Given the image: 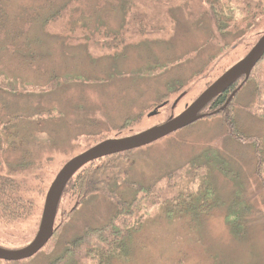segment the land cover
<instances>
[{
    "label": "rangeland",
    "instance_id": "rangeland-1",
    "mask_svg": "<svg viewBox=\"0 0 264 264\" xmlns=\"http://www.w3.org/2000/svg\"><path fill=\"white\" fill-rule=\"evenodd\" d=\"M126 2L0 0L13 29L0 45H15L0 50V125L7 135L12 128L10 142L1 143L0 137V188L15 184L11 202H18V209L8 210L0 193L1 247L18 249L33 239L46 192L68 160L99 141L133 135L179 115L264 32V16L249 21L243 33L220 31L209 6L194 10L182 0H169L164 34L141 35V44L132 46L133 41L108 55L91 43L98 31L90 30L106 25L105 42L108 35L121 36L130 20ZM64 5L89 12L81 23L89 25L90 33L69 37L61 28L43 27L42 20ZM243 90L233 112L251 138L261 135L262 124L241 108L250 100L248 89ZM214 111L206 108L202 112L209 115L192 125L115 160L126 169L127 181L154 188L161 201L149 198L133 207L127 219L131 229L123 238L127 255L105 264H264V188L255 153L248 140L230 139ZM218 157L233 178L221 172ZM109 184L125 199L144 195L128 185ZM205 184L212 188L207 199ZM168 198L180 201L172 205L184 204V213L169 218L176 213L164 202ZM114 212V203L100 193L86 197L64 190L55 218V229L62 227L58 238L53 233L47 245L17 264H48L83 224L106 225Z\"/></svg>",
    "mask_w": 264,
    "mask_h": 264
},
{
    "label": "trees",
    "instance_id": "trees-1",
    "mask_svg": "<svg viewBox=\"0 0 264 264\" xmlns=\"http://www.w3.org/2000/svg\"><path fill=\"white\" fill-rule=\"evenodd\" d=\"M168 1L169 0H127L125 9L128 12V17L130 18V20H128V25L124 28L121 36L113 38L114 36L108 35L106 39L111 38L108 42H105L104 36L110 33L108 31L109 28L104 24H100L98 27L91 30L89 25L85 24L84 26L81 22L88 18L86 13L89 12L87 10L84 12L83 10L78 9V5L72 7H70V5L61 6V8H59L56 12L46 16L42 20V25L44 28L47 27L48 29L61 28L65 32L69 33L68 36L70 33L78 35L88 34L90 33L88 29L90 31H98L94 33L92 32L93 34L90 41L97 47L100 46L101 48L107 49L106 54L110 55V49L119 53L123 45L126 46V44H133V41L135 43L132 46L141 44L139 43L142 39L141 35L164 34L165 32H163V27L166 25L165 6ZM182 1L186 3V6H189L192 9L194 8V10H197L195 6H199V8L209 6L210 8L207 10L211 12V15L216 23V27L220 31L238 33L239 30H242L243 33V31L246 30L245 28L248 27L247 23L249 21L253 20L254 17L264 16V0ZM3 11L4 7L2 3H0V38L13 31L11 28L12 25L7 22ZM73 14L77 18V22L74 24L75 26L71 24V21L73 22ZM193 14V12L190 13V15ZM235 15L240 16V19L235 18ZM18 30L20 32L26 31L25 27H21ZM11 47L14 48L15 45L13 43H7V45L3 44V46L0 45V50L3 48L9 49ZM121 54L122 52L119 56ZM241 82H243V85L236 92L231 101L223 109H220L225 104L229 94ZM242 88L244 90L248 89L250 100L244 106L241 105V108L246 107L248 112L256 116L262 124L261 135H253L251 138H249L250 136L246 135L241 128H239L233 112L234 106H236L234 104V100L237 98L239 95L238 93ZM249 88L251 89L250 92ZM206 108H212L213 110L220 109L214 115L220 116L221 121L228 130L227 132L229 133L230 139L243 142L248 140V142L252 145L255 153L256 167L258 170L256 171V175L264 188V55L255 64L250 75L245 81H243V78H240V80L231 86L228 91H225L214 98ZM13 124L14 123H12V125ZM11 129L9 130L10 133L7 135L6 126H4V124L0 125V137L2 138L1 143H6V141L10 142L8 137L12 133ZM15 140L16 139L14 138V141ZM123 155L124 152L121 154L117 153L104 156L96 160L93 159V161L89 162L79 171L75 172V174L68 181L67 186L64 189L65 192H67V190L69 192H77L80 196L86 197L88 194L91 195L94 193H100L114 203L116 212H114L110 221L106 225L92 227L83 224V228L79 233L73 236L70 235L71 238L69 237L63 240V249H61L56 256L51 258L48 264H90L95 258L98 259V264H105V261L108 258L110 260L112 257H123L127 255L128 245H125L123 238L128 236V231L131 229V227H129L130 222L127 219L133 215V207L142 205V203L146 202L149 198H154L156 201L159 199V201H161V197H159L158 194H154L155 191L152 187H148L146 189L142 187L137 188L134 183L127 181L126 169L121 167V163L119 164V167L114 163L115 160H121L120 158ZM207 158L209 161L212 159L211 157ZM218 161L221 167H219L220 165L217 166L220 169H225V171L221 170V172L227 176L232 175L231 177L233 178L234 173L231 170L227 171V166L224 165V161L220 157H218ZM118 169H120V172H117ZM111 182H114L116 185L122 184L137 188L136 191H142V194L144 195L136 196L135 194L133 198L125 199L117 190L110 187L109 183ZM15 187L16 185L11 183L1 184L0 193L3 201L5 202L4 205L6 209L10 206V209L8 210H11V208L18 209V202H11L17 193V188ZM205 187L208 188L209 186L205 184ZM206 188L203 190V194H205L204 199H207V197H210L212 194V188H208L210 192H206ZM84 201L85 199L82 203ZM164 202L169 203L173 212L176 213V215H173L172 213L169 218L181 215L185 211L183 206L184 204L181 206L172 205L180 203V201L176 198H168ZM238 224H240V222H238ZM231 225H234L233 221H231ZM61 228L59 231L55 229V237L57 236L58 238L59 232L61 233ZM17 263L18 262L15 261H11L10 263L7 262V264Z\"/></svg>",
    "mask_w": 264,
    "mask_h": 264
},
{
    "label": "water",
    "instance_id": "water-1",
    "mask_svg": "<svg viewBox=\"0 0 264 264\" xmlns=\"http://www.w3.org/2000/svg\"><path fill=\"white\" fill-rule=\"evenodd\" d=\"M264 55V32L247 51V53L231 67L226 69L221 75H219L213 82H211L201 92L195 100L186 106V108L179 113V115L171 116L166 119L165 122L152 126L142 132L120 138H111L101 141L93 147L82 151L68 160L61 169L56 173L53 181L51 182L46 195L42 208L41 218L38 226V230L33 239L22 248L18 249H6L0 246V260L7 262L21 261L34 256L40 251L48 241L51 239L55 230V217L58 211V205L61 196L67 186L68 181L79 171L83 166L89 162L98 158L131 151L142 146H146L168 136L169 134L176 132L183 127L191 124L199 119L209 115L203 114V110L221 93L228 91L236 82L243 78L245 81L250 75L255 64ZM243 82H241L228 96L225 104L220 108L223 109L233 98L236 92L241 88ZM166 105L162 103L159 107ZM220 109L215 110L211 114H216ZM151 112L148 116H154L156 114Z\"/></svg>",
    "mask_w": 264,
    "mask_h": 264
},
{
    "label": "flooded vegetation",
    "instance_id": "flooded-vegetation-1",
    "mask_svg": "<svg viewBox=\"0 0 264 264\" xmlns=\"http://www.w3.org/2000/svg\"><path fill=\"white\" fill-rule=\"evenodd\" d=\"M167 103H168V102H167ZM166 105H167V104H166ZM164 106H165V105H164ZM205 109H206V108H205ZM205 109H204V110H205ZM204 110H203V111H204Z\"/></svg>",
    "mask_w": 264,
    "mask_h": 264
}]
</instances>
